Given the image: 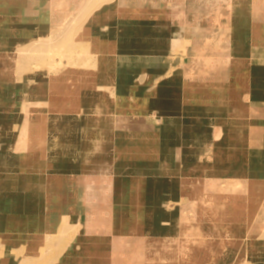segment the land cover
Wrapping results in <instances>:
<instances>
[{"label": "crops", "instance_id": "crops-1", "mask_svg": "<svg viewBox=\"0 0 264 264\" xmlns=\"http://www.w3.org/2000/svg\"><path fill=\"white\" fill-rule=\"evenodd\" d=\"M229 1L112 0L86 18L75 40L99 59L92 68H99L101 77L105 70H111L105 82L115 85L117 92L109 90L103 78L99 82V74H88L94 86L88 89L95 96L84 97L79 92L72 99L76 105L57 107L53 103L51 107L56 110L44 116V110L39 109L43 117H72L67 127L64 122L53 127L35 121L32 129L36 132L29 134L34 143L25 150L41 156L48 167L46 179L49 175L59 176L63 188L34 189L26 178L19 179L33 159L28 157L18 166L14 164V170L22 173L11 171L14 186L0 194V264H16L14 251L35 257L60 224L71 229L81 224L83 229L58 257H52L53 264H113L115 237L107 231L113 220L136 237L177 238L180 231H188L194 224L183 215L184 190L177 178L187 172L180 170L181 165L193 167L195 173L201 168L204 182L194 194L197 201L246 197L251 187L253 194H263L255 192V188L264 184V153L257 154L258 149H264L258 144L264 142V22L251 19V0L236 3V12L228 11L234 6ZM79 7L82 9L83 3ZM57 78L45 86L60 84L63 77ZM79 80L76 82L81 86ZM98 91L102 94L98 95ZM52 95L57 97L56 104L67 101L56 92ZM96 96H106L109 101L99 108ZM48 98L49 93L40 99L48 103ZM110 100L118 104L113 107ZM15 117L21 121L20 113ZM12 118L13 115L8 121L9 137L15 134L12 127L18 124ZM41 123L44 125L38 132ZM101 133L111 142L108 149H100L98 160L93 147ZM116 148L124 149L115 151L114 164L106 154ZM112 164L121 170L112 173ZM82 165L88 168L81 172ZM209 165L216 169L217 177L211 174L212 168L208 173L210 168L205 166ZM97 166L100 172L93 171ZM85 171L92 173L82 174ZM94 173H100V177L122 174L118 179L114 177L118 188L121 181V189L116 191L118 200L110 215L100 208V222L95 218L86 220L90 210L96 212V203L83 201L87 209L77 223L75 210L85 194L79 180L82 176L97 178ZM5 189L0 188V192ZM170 227V232H160ZM127 244L124 246L128 248ZM126 258L121 257L127 264L147 260L133 259L131 255ZM219 264L242 263L225 253Z\"/></svg>", "mask_w": 264, "mask_h": 264}, {"label": "rangeland", "instance_id": "rangeland-1", "mask_svg": "<svg viewBox=\"0 0 264 264\" xmlns=\"http://www.w3.org/2000/svg\"><path fill=\"white\" fill-rule=\"evenodd\" d=\"M83 1L88 2V4L85 5ZM109 1L112 0H0V188L6 187L0 194L7 193L8 189L13 188L14 183L10 177V172H21L18 169L14 170V168H17L15 163L18 166L21 160L28 157L30 160L33 159L34 162L30 164L28 170L21 172L23 175L19 176V179L24 181V178H26V181L34 189L61 191L63 188L58 182L59 176L49 175V179H46L48 167L42 163L43 158L25 150L30 143H34L33 136L29 134L31 131L36 132L32 129L34 124L37 123L35 121L41 120L44 121V124L47 123V125L53 127L61 126L63 122L67 127V123L72 121L71 116L59 118V115L52 114L43 117L49 111L56 110V108L51 107L53 103L57 107L63 105L71 107L76 105V102H73L72 99L77 93L80 92L84 97L90 94L94 95L91 90L89 91L92 81L88 78V74L89 76L99 74L97 80L100 82L103 78V83L108 85L109 90L116 94V86L110 81H108L109 83L105 82L106 73L111 70H105L103 77H101V70L92 68L96 67L95 61L99 59L90 55L85 46L75 40L78 30L86 18L102 4ZM125 1L122 0V3H125ZM240 1L230 0L228 4L234 6L228 7V11L236 12V3ZM253 1H250L251 6ZM24 2L30 5V9L25 12L18 11L15 6H19V3L21 6ZM82 3L83 7L81 9L79 6H82ZM80 9L84 10L80 13ZM250 16L254 21L264 22L260 15L252 13ZM84 71L87 74L80 76L83 77L80 78V73L83 74ZM57 77H63L59 80L60 84L45 86L49 81L56 82ZM79 78L78 82L81 83V86L76 82ZM81 87L85 89L83 90ZM93 88L94 86H92ZM51 92L53 94L56 92L57 95L66 99L65 104H56L57 97L55 98ZM48 93L49 98L46 102L49 104L40 99ZM97 94L100 95L102 92L98 91ZM26 95L30 96L28 100H26ZM108 97L110 96L108 95ZM98 100L103 105L109 101L106 96H100ZM79 102H82V100H79ZM44 103L45 105H43ZM110 104L114 107L118 103L110 100ZM39 109L44 110L43 116ZM66 109L70 110L71 108ZM19 113L21 114V121H18L15 117ZM12 115V122L18 121V124L12 127L15 134L9 137L8 132L11 124L9 125L8 121ZM43 125L41 123L38 132L42 130ZM219 132L217 131V138L220 136ZM83 135L80 133L81 137ZM102 135L98 134L93 147V151L97 150L93 154H96L98 160L101 159L102 151L108 149L106 144L109 146L111 142L108 141V137ZM102 137L104 140H102ZM258 144L264 146V142L258 141ZM123 149L116 148V151ZM125 150L136 151V149ZM19 151L25 152L23 154ZM33 151L37 153L41 150ZM263 153L264 149L257 150V154L261 155ZM110 154L114 157L111 156L110 158ZM66 155L72 154L66 153ZM106 155L115 164L116 154L112 152ZM211 161L209 160V162ZM214 161L213 159L211 163L214 164ZM11 162L13 165L10 164ZM114 164L111 168H114L113 170L117 173L122 167ZM210 165L205 166V168L207 170L210 168L208 173L212 168L211 174L217 177L216 169ZM143 166L149 168L148 164L144 163ZM84 168V165H82L81 172ZM179 168L187 172V175H180L177 178L181 183L182 190H184V197L181 202L183 215L189 219L188 222L194 224L197 221L202 222L197 223L198 225L193 224V228L188 231H180L178 237L171 240H147L144 236L136 237L131 234L128 239L114 248L115 260L117 256L127 259L126 257L131 255L133 259H147L137 264H219L221 256L227 253L234 256L237 263L240 261L242 264H264V184L257 185L255 188V192H263V194H253L251 187L249 189L251 191H248L250 194L246 197L242 195L235 197L222 196L200 198L197 201L194 194L200 186H203L204 182L203 176L201 177V168L197 173L193 172V167L181 165ZM255 169L257 171L259 168L256 167ZM28 173H31V176L28 177ZM90 173L92 172L85 171L82 174L90 175ZM94 175L100 177L99 173H94ZM120 175H117L116 179ZM90 178L82 176V181L79 180V183L83 184L81 188H83L85 194L80 198V207L75 210L74 220L77 223L78 218H84L81 215L87 209L84 202L96 203L92 207L95 210L97 209L98 191L93 189L92 177ZM191 182L193 183L191 184ZM119 187L118 189H121V181ZM75 192L79 194V190H75ZM69 194L70 192H66V195ZM94 215L96 216L95 220L98 221L99 214L91 213V210L86 215V220L91 221V217ZM112 225L108 226L107 231H111L109 227ZM79 226L71 229L68 225H57L35 257H26L23 252L14 251L13 253L17 258L16 264H53L52 257H58L66 249L68 243L74 241L75 238L73 237L77 232L82 231L83 226L81 224ZM171 229L172 227L163 228L160 232L166 234ZM233 235H239L241 238L235 240L232 238ZM124 243H128V248L124 246ZM124 247L125 250H122L121 248ZM135 263L134 261L130 262V264Z\"/></svg>", "mask_w": 264, "mask_h": 264}, {"label": "bare ground", "instance_id": "bare-ground-1", "mask_svg": "<svg viewBox=\"0 0 264 264\" xmlns=\"http://www.w3.org/2000/svg\"><path fill=\"white\" fill-rule=\"evenodd\" d=\"M19 6H20V3H19ZM19 6H17V7L15 6V8L18 11H24L25 12V11H28L30 9V7H29L30 5L28 3H25V2L22 3V5L20 7ZM249 12H250V15L252 13H254L255 15L262 16V18L264 19V0H254L252 2V6L250 7V11ZM80 72H82V71H80ZM86 74H87V72L85 73V71H84L83 74L80 73L79 77L82 76V75H86ZM80 78H83V77H80ZM102 105H103V103L102 102H99L98 107L101 108ZM100 135H102V134H100ZM102 136H104V135H102ZM102 140H104L103 137H102ZM105 141H107V140H105ZM108 141H110L109 140V137H108ZM106 146H107V144H106ZM100 147H102V146L100 145ZM115 151H116V149L114 150V153H115ZM109 156L111 158L112 154H110ZM112 157H114V156H112ZM96 168L93 171H96L97 170L98 172H100V170H99L100 167L97 166ZM112 173L115 174L116 172L113 170ZM102 176H103V174H102ZM93 177H92V181H93L92 187H93L94 190H97L98 191V199H97V207H96L97 209H96V212L95 213H98L99 214V217H98V221L97 222H100L101 221V219H100V216H101L100 215V208L103 207L102 209H103L104 212H106L107 215H110L111 214L112 206L118 200V197H119V194L116 192L118 186H116V182H115V179H114V175H112V174H111V176L108 174L107 176H104V177H97V178H93ZM87 178L91 179L90 177H87ZM95 217H96L95 215L93 217H91V221ZM102 221H104L103 218H102ZM113 222H114V220H113ZM101 223H103V222H101ZM118 225H120V224H118V223L115 222L114 225H112L111 227H109V228H111V231L110 232L115 237L114 247L118 246L124 240L128 239V237L131 236V234H132V232L130 230L124 229V228H122V227H120ZM100 228H102V226ZM121 249L122 250H125V247L124 248H121ZM116 255H117V252H116ZM123 263L127 264L128 262L125 261L124 259L122 260L120 256H117V258H116V260H115V262L113 264H123Z\"/></svg>", "mask_w": 264, "mask_h": 264}]
</instances>
